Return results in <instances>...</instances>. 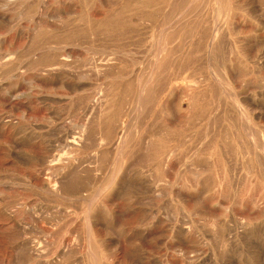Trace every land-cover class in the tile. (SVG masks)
<instances>
[{
  "label": "rangeland",
  "instance_id": "1",
  "mask_svg": "<svg viewBox=\"0 0 264 264\" xmlns=\"http://www.w3.org/2000/svg\"><path fill=\"white\" fill-rule=\"evenodd\" d=\"M0 4V264H264V0Z\"/></svg>",
  "mask_w": 264,
  "mask_h": 264
},
{
  "label": "bare ground",
  "instance_id": "2",
  "mask_svg": "<svg viewBox=\"0 0 264 264\" xmlns=\"http://www.w3.org/2000/svg\"><path fill=\"white\" fill-rule=\"evenodd\" d=\"M103 2V1H102ZM1 5V4H0ZM4 6H6V4H4ZM41 6V5H40ZM47 7V6H46ZM4 8V7H3ZM45 9V8H44ZM48 9V8H47ZM25 12V11H24ZM41 12V11H40ZM57 12V11H56ZM60 12V11H59ZM54 13V12H53ZM4 14V13H3ZM59 14H61V13H59ZM50 15V14H49ZM46 16H47V14H46ZM51 16V15H50ZM33 17V16H32ZM52 17V16H51ZM6 18V17H5ZM31 18V17H30ZM54 18H56V16H54ZM42 19V18H41ZM40 19V20H41ZM48 20H49V18H47ZM83 19H85V18H83ZM103 19V18H102ZM36 20H37V18H36ZM43 20V19H42ZM42 20H41V22H42ZM50 20H52V19H50ZM50 20H49V22H50ZM56 20V19H55ZM1 21V20H0ZM3 21V20H2ZM36 22V21H35ZM44 23V22H43ZM88 23V22H87ZM36 24V23H35ZM51 24V23H50ZM220 24V23H219ZM85 25V24H84ZM47 26H48V24H47ZM50 26V25H49ZM56 26V25H55ZM70 26V25H69ZM85 26H88V25H85ZM45 27H46V25H45ZM63 27H64V25H63ZM77 27V26H76ZM215 27H216V25H215ZM68 28V27H67ZM66 28V29H67ZM51 28H49V30H50ZM69 29H70V27H69ZM86 29V28H85ZM85 29H84V31H85ZM88 29V28H87ZM215 29V28H214ZM255 29V28H254ZM75 31L74 32H76V29H74ZM216 30V29H215ZM62 31V30H61ZM73 31V30H72ZM72 31H70V32H72ZM218 31V30H217ZM216 31V32H217ZM68 32V31H67ZM215 32V31H214ZM57 33V32H56ZM59 33V32H58ZM61 33V32H60ZM104 33V32H103ZM65 34V33H64ZM67 34V33H66ZM69 34H71V33H69ZM74 36V35H73ZM217 36V35H216ZM213 37H215V36H213ZM212 38V37H211ZM33 39V38H32ZM51 39V38H50ZM49 39V40H50ZM216 39V38H215ZM58 40V39H57ZM202 40V39H201ZM213 40H214V38H213ZM213 40L211 41V39H210V42H209V44H208V47H209V50H211V48L213 47ZM4 41V40H3ZM44 42H46L45 40H43ZM83 41V40H82ZM24 42V41H23ZM63 42V41H62ZM5 43V42H4ZM37 43V42H36ZM43 43V42H42ZM50 43H51V40H50ZM60 44H61V42H60ZM50 46H51V44H49ZM87 45V44H86ZM86 45H84V47L86 48L87 46ZM52 46H53V44H52ZM165 46V45H164ZM40 47V46H39ZM38 47V48H39ZM48 47V46H47ZM53 47H57V45L56 46H53ZM67 47V46H66ZM74 47H76V46H74ZM19 48V47H18ZM17 48V49H18ZM58 48H60V46L58 47ZM51 49V48H50ZM54 49V48H53ZM56 49V48H55ZM54 49V50H55ZM61 49V48H60ZM65 50H67V49H70L69 48V46L67 47V49L66 48H64ZM3 50V49H2ZM41 50V49H40ZM46 50V48H44V51ZM49 50V49H48ZM53 50V51H54ZM1 51V50H0ZM42 51V50H41ZM47 51V50H46ZM57 51V50H56ZM86 51V50H85ZM163 51V50H162ZM5 52H7V51H5ZM10 52H12V51H10ZM20 52V51H19ZM52 52V51H51ZM50 52V53H51ZM62 52V51H61ZM64 52V51H63ZM211 52V51H210ZM24 54V53H23ZM22 54V55H23ZM13 55V54H12ZM19 55V54H18ZM53 55V54H52ZM13 56H15V55H13ZM23 57V56H22ZM52 57V56H51ZM57 58H56V62H54L53 64H51L50 66H52L51 67V69H52V71L53 70H58V69H62V68H66V66H68L69 64H70V62H71V59H72V56L70 55V53H69V51H66L64 54H60V55H58V56H56ZM209 57V56H208ZM16 58V57H15ZM25 58V57H24ZM80 59V58H79ZM159 59H160V57H159ZM11 60V57H10V53H7V54H5V53H3L2 55H0V64H5V65H8L9 63V61ZM51 60V59H50ZM92 60V59H91ZM103 60V59H102ZM13 61H15V59L13 60ZM93 61V60H92ZM209 61V60H208ZM23 62H26V61H23ZM22 62V63H23ZM53 62V61H52ZM22 63H18V64H22ZM36 63V62H35ZM38 63V62H37ZM73 63V62H72ZM260 63V62H259ZM11 64V63H10ZM9 64V65H10ZM16 64V63H15ZM88 64H90V62H89V58H88V56H85L83 59H82V65L83 66H85V68H83V69H86V66H88ZM100 64V63H99ZM12 65H14V64H12ZM24 65V64H23ZM36 65V64H35ZM215 64H214V62H210L209 63V66H210V68L212 69L213 68V66H214ZM21 66V65H20ZM40 66H42V65H40ZM44 66V65H43ZM47 66V65H46ZM77 66V65H76ZM208 66V67H209ZM35 67H37V66H35ZM69 67V66H68ZM19 68V67H18ZM39 68V67H38ZM43 68V67H42ZM50 68V67H49ZM88 68V67H87ZM210 68H209V70H210ZM20 69V68H19ZM89 69V68H88ZM46 71V70H45ZM85 71V70H84ZM51 72V71H50ZM55 72H57V71H55ZM154 73V72H153ZM211 73H212V71H211ZM264 73V72H263ZM213 77H215L216 79H217V77H216V75L214 74V72H213ZM227 77V76H226ZM185 79V78H184ZM187 79V78H186ZM203 79V78H202ZM205 79V78H204ZM219 79V78H218ZM225 79V78H224ZM201 80V79H200ZM200 80L198 81L197 79H191V80H189L194 86H196V87H198V86H200L199 84V82H200ZM209 80H210V78H209ZM215 80V79H214ZM220 80V79H219ZM217 81V80H216ZM151 82V81H150ZM206 82H207V80H206ZM222 84H224V86H220L222 89H223V91H225L226 93L228 92V90H227V88H229L230 86H229V84H227V83H224V82H222V81H220ZM220 82H219V84H220ZM227 82H229V80L227 81ZM187 83V82H186ZM186 83H185V85H186ZM213 83V82H212ZM203 86V85H202ZM140 87V86H139ZM141 89V88H140ZM218 89H219V87H218ZM143 90V89H142ZM144 91H145V89H144ZM217 91H219V90H217ZM192 92V91H191ZM203 92V91H202ZM213 93H214V91H213ZM200 95H201V93H200ZM194 92L193 93H191V96L190 97H193L192 99H194ZM188 97V96H187ZM196 97V96H195ZM216 98V97H215ZM140 99H141V102H143V104L145 103L144 101H146V99L143 97V93L140 95ZM196 99H198V98H196ZM195 101V100H194ZM192 103H193V100L191 101ZM219 102V101H218ZM139 103V102H138ZM191 103V104H192ZM142 104V103H141ZM142 104V105H143ZM203 104V103H202ZM219 105H221V104H219ZM238 105V104H237ZM236 105V106H237ZM139 106H141V105H139ZM191 107V106H190ZM238 109H239V111H240V113L243 115V118H245V119H247V120H250V117L248 116V114H247V112H246V110H243L241 107H240V105H238ZM89 108H90V104H88V103H85L84 104V106H83V110H84V112H85V114L87 115L88 114V110H89ZM198 108V107H197ZM237 109V110H238ZM127 110V109H126ZM90 111V110H89ZM123 111V110H122ZM123 113V112H122ZM124 114V113H123ZM252 114H253V112H252ZM190 115V114H189ZM89 117V116H88ZM242 117V116H241ZM131 121V120H130ZM123 123V122H122ZM121 123V124H122ZM173 123V122H172ZM125 124V123H124ZM85 126V125H84ZM88 126V125H87ZM239 126V125H238ZM86 127V126H85ZM85 130V129H84ZM122 132V131H121ZM120 132V133H121ZM122 134V133H121ZM227 134V133H226ZM224 135V137L225 136H227V135ZM236 134V133H235ZM83 135V134H82ZM82 135H81V137H82ZM193 135V134H192ZM122 136V135H121ZM189 136V135H188ZM247 137H244V141H242V142H244L245 144H247L246 142L249 140V142H248V144H250V143H252L253 145H254V147H258L259 149L258 150H255V151H253V156L252 157H255V160H256V162L258 163V165L260 166V170H258L259 171V174H260V176L264 179V140H257V138H256V135L254 134V132L252 133V132H247V135H246ZM123 137H125V133H124V136ZM122 137V138H123ZM187 137V136H186ZM185 137V138H186ZM191 137V136H190ZM201 137H203V136H201ZM213 137H215V136H213ZM212 137V138H213ZM263 137V136H262ZM217 138H221V136L219 135V137H217ZM226 138V137H225ZM77 139V136L76 137H73V139L70 141V143H72V144H75L76 143V140ZM214 140H215V138H213ZM212 139V140H213ZM228 139H229V137H228ZM80 140H81V138H80ZM82 140L84 141V139L82 138ZM123 140H124V138H123ZM187 140H189L188 138H187ZM187 140H186V142H187ZM190 140H191V138H190ZM189 140V141H190ZM221 140V139H220ZM219 140V141H220ZM232 140H236L237 141V139L235 138V137H232ZM119 141V140H118ZM124 141H126V140H124ZM188 141V142H189ZM191 141H193V139L191 140ZM241 141V140H240ZM121 142H122V140H121ZM214 142H216V140L214 141ZM214 142H212V144L214 145L215 143ZM218 142V141H217ZM241 142V143H242ZM116 143H118V142H116ZM125 143V142H124ZM124 143H123V145H124ZM211 143V142H210ZM220 143V142H219ZM236 143H238L239 144V141H237ZM85 144V143H84ZM83 144V145H84ZM189 144V143H188ZM187 144V145H188ZM191 144V143H190ZM228 144V143H227ZM192 145V144H191ZM212 145V146H213ZM217 145V149H218V147H219V149H220V152H219V154H218V159H219V157H220V159H221V161H223L224 162V165L226 166L227 165V162H228V159H229V154H228V152L227 151H225V150H227V148L225 149V145L222 143V144H220V146L218 145V143L216 144ZM73 146V145H72ZM151 146V145H150ZM190 145H188V147H189ZM248 146L249 145H247V148H248ZM158 147V146H157ZM215 147V146H214ZM213 147V148H214ZM124 148V147H123ZM190 148H191V146H190ZM196 148V147H195ZM216 148V147H215ZM189 149V148H188ZM191 149H193V147L191 148ZM197 149V148H196ZM216 149V150H217ZM245 149V148H244ZM194 150V149H193ZM206 150V149H205ZM215 150V149H214ZM174 151V150H173ZM208 151V150H207ZM244 151V150H243ZM256 151H258V153L256 154ZM194 152V151H193ZM193 152H192V154H190L191 156L189 157L188 155V166L192 169L193 167H194V169L195 168H199V167H197L199 164L198 163H196V162H193ZM203 152V151H202ZM201 152V153H202ZM195 154H198V153H200V151L198 150H196L195 152H194ZM248 153L249 154H252V152H251V150L249 149L248 150ZM170 154H171V150H170ZM169 154V155H170ZM186 154V153H185ZM216 154V153H215ZM244 154V153H243ZM254 154H256L255 156H254ZM201 155V154H200ZM212 155V154H211ZM214 155V154H213ZM158 156V155H157ZM171 156V155H170ZM173 156V155H172ZM202 156V155H201ZM205 156V155H204ZM162 157V156H161ZM209 158H211L212 159V157L209 155ZM209 158H207V160H210L211 161V159H209ZM230 160V159H229ZM51 162H53V161H51ZM159 162V161H158ZM213 162V161H212ZM254 162V161H253ZM217 163V162H216ZM248 165H250V164H248ZM200 166V165H199ZM250 166H252L253 167V165H250ZM211 167V166H210ZM258 167V166H257ZM233 168H235V167H233ZM201 169V168H200ZM211 169V168H210ZM250 169H255V167H253V168H250ZM228 170V172H229V167H228V169H226V171ZM235 170V169H234ZM231 171H233V170H231ZM257 171V170H256ZM235 172H236V170H235ZM194 173V172H193ZM241 173V172H240ZM240 173H238L239 175H240ZM250 173H252V170L250 171L249 170V174ZM198 175V174H197ZM232 175H233V173H232ZM233 176H235V175H233ZM241 176H243V175H241ZM240 176V177H241ZM245 176V175H244ZM239 177V176H238ZM237 177V178H238ZM234 178V177H233ZM236 178V179H237ZM249 178H250V176H249ZM235 179V180H236ZM238 179H240V178H238ZM242 180V179H241ZM246 179H244L243 178V182L245 181ZM236 181H238V180H236ZM235 181V182H236ZM56 182V181H55ZM242 182V183H243ZM252 182V181H251ZM240 183V182H239ZM229 184V183H228ZM255 184V183H254ZM237 185V184H236ZM41 186V185H40ZM46 186V185H45ZM240 186H243V185H240ZM251 186H252V184H251ZM262 187V186H261ZM258 188V187H257ZM242 189V188H241ZM262 194V193H261ZM250 196V195H249ZM251 197V196H250ZM254 196H252L251 198H250V200L249 199H245V198H242V200L239 202V203H236V206H238V205H240V207H238L239 209L240 208H242V209H248L249 210V207H250V210H253V209H255L256 208V198H253ZM223 198V197H222ZM264 202V201H263ZM249 206V207H248ZM262 206V205H261ZM259 207V206H258ZM264 208V207H263ZM247 210V211H248ZM249 210V211H250ZM230 211V210H229ZM259 211V210H258ZM243 213V212H242ZM216 214V213H215ZM237 214H239V213H237ZM246 214H247V212H246ZM260 214V213H259ZM264 214V213H263ZM222 215V214H221ZM215 217H217L216 215H215ZM242 219V218H241ZM249 220V221H248ZM251 219H242V221H240V227H242V229H246V227H248L250 224H251V221H250ZM216 221V220H215ZM214 222V221H213ZM235 224V223H234ZM188 230V229H187ZM190 230V229H189ZM191 253V252H190ZM198 257V256H197Z\"/></svg>",
  "mask_w": 264,
  "mask_h": 264
}]
</instances>
